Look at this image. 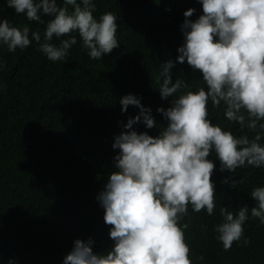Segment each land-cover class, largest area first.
Here are the masks:
<instances>
[{
	"label": "trees",
	"instance_id": "obj_1",
	"mask_svg": "<svg viewBox=\"0 0 264 264\" xmlns=\"http://www.w3.org/2000/svg\"><path fill=\"white\" fill-rule=\"evenodd\" d=\"M61 0H58L60 3ZM94 15L118 14V46L101 58H90L79 36L64 60L52 61L36 42L9 52L0 45V264L13 258L16 264H61L75 238L94 241L93 251L106 252L113 240L111 225L96 199L114 170L111 147L114 134L139 109L128 105L121 111L120 97L131 93L152 109L161 127L167 120L156 112L170 106L172 97L159 94L161 63L175 60L184 42L180 25L184 11L195 9L188 19L202 13L200 0H95ZM71 7V6H69ZM14 25L28 24L30 32H43L44 24L28 20L23 13L0 0V18ZM49 17L45 16L46 21ZM74 34V33H73ZM66 38V36L61 37ZM53 42H58L54 37ZM172 79H185L193 89L203 86L202 73L187 62H176ZM211 122L239 129L223 116L222 106L208 105ZM133 127L150 135L158 127ZM264 141V137H262ZM210 179L214 182L212 214L189 206L184 221L185 239L195 264H264V226L255 218L244 224L249 240L233 242L224 249L213 226L222 220L220 207L235 211L254 206L250 191L264 186V167L221 170L214 152ZM227 178V180H225ZM235 184L231 185V181ZM202 257V258H201Z\"/></svg>",
	"mask_w": 264,
	"mask_h": 264
},
{
	"label": "clouds",
	"instance_id": "obj_2",
	"mask_svg": "<svg viewBox=\"0 0 264 264\" xmlns=\"http://www.w3.org/2000/svg\"><path fill=\"white\" fill-rule=\"evenodd\" d=\"M15 13L44 24L43 32L28 24L14 25L0 18V45L9 52L24 49L35 41L52 61L64 60L79 36L90 58L99 59L118 46L117 16L110 10L94 15L95 0H5ZM202 13L188 19L187 8L180 25L184 42L175 60L161 63L159 94L172 97L170 106L156 108L167 120L161 127L149 106L138 96L120 97L121 111L135 105L139 111L114 134L111 147L114 170L96 199L104 209L103 219L111 225L112 247L93 251L91 237L75 238L61 264H195L185 239L184 221L189 206L212 214L214 182L210 179L214 152L221 170L264 167V0H200ZM71 6V7H69ZM48 16L45 21L43 18ZM74 33V34H73ZM66 36V38H61ZM58 42H53V38ZM187 62L202 73L203 86L193 89L183 78L172 79L176 62ZM4 61L0 60V68ZM0 87H3L0 84ZM222 106L223 116L239 129L211 122L208 105ZM158 127L156 135L137 131L133 125ZM227 180V178H225ZM235 180L231 181V185ZM254 206L235 211L220 207L222 220L213 226L216 239L226 250L233 242L249 240L244 224L255 218L264 226V186L250 191ZM202 258V257H201ZM4 264H16L13 258Z\"/></svg>",
	"mask_w": 264,
	"mask_h": 264
}]
</instances>
